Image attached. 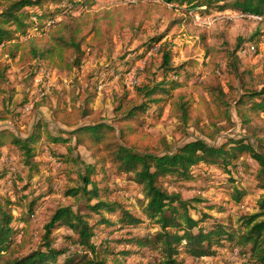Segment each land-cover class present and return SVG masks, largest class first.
<instances>
[{
	"label": "trees",
	"instance_id": "16d2710c",
	"mask_svg": "<svg viewBox=\"0 0 264 264\" xmlns=\"http://www.w3.org/2000/svg\"><path fill=\"white\" fill-rule=\"evenodd\" d=\"M138 1L148 3L140 6L148 13L151 10L159 12V5L164 4L180 7L186 15L232 9L264 16V0H159L160 4L154 0ZM93 5V0H0V98L10 90L8 61H17L19 66L45 62L63 71L79 68L86 57L84 47L89 44L90 36L102 35L100 21L112 19L106 14L104 18L91 14L89 9ZM76 12L81 13L72 15ZM183 20L173 19L172 26L180 25ZM45 24L50 27L47 32H44ZM152 42L148 50L162 39L158 36ZM173 48L168 40L161 43L158 50L162 57L159 67L161 81H143L137 89L140 100L117 107L112 121L95 115L90 107L94 96L90 94L82 107L74 106L71 112L55 110V117H62L66 125L56 133L50 132L44 121L37 123L24 138L10 129H0V159L4 148H16L25 159V165L30 167V174L36 167L32 160L43 153V143L50 147L53 160L66 164V174L71 167L81 163L83 168L77 175L83 186L70 189L65 195L75 198L82 195L87 201V212L70 208L56 211L44 226L40 247L25 253L29 242L23 237V228L15 224L23 227L30 224L40 200L55 193L53 185L49 182L44 193L34 191V197L41 195L38 201L34 198L27 202L28 196H22L20 201L13 202L3 194L0 184V264H109L108 258L115 254L114 251L105 241H94L102 226H118L121 231H128L131 237L118 242H127L139 250L157 252L159 260L156 264H179L181 254L197 259L213 258L219 249L227 247L240 249L245 256L249 255L250 264H264V154L260 152L261 147L247 138L222 137L215 146L194 140L169 149L164 146L166 143L160 144L156 136L145 130L146 119L160 116L166 102L184 124L191 121L194 99L187 94H175L188 88L190 82H194L192 87L202 89L209 96L219 114L227 111L229 101L233 100L241 117L248 122L246 115L249 112H264V83L258 89L246 87L245 75L250 72L241 71L237 52L246 51L241 45L236 52L226 56L228 81L225 85L216 75L209 82L197 81L195 68L198 63L191 60L175 65ZM237 83L243 88L240 92L236 88ZM52 146H63L67 152L58 153L52 150ZM79 148L90 154L91 164H85L80 155L74 156V151ZM248 158L258 165L253 187L263 192L257 201L259 212L256 214L241 216L237 222L231 217L219 219L195 211L201 200L184 199L180 192L170 191L173 186L179 188L201 176L194 172L199 166L217 167L230 175L231 170L240 171ZM107 166H111L115 176L128 177L140 188L142 199L139 207L150 222L152 232L147 231L143 236L133 234L132 230L141 226L144 220L128 210L123 200H99L91 205L94 199L99 198L100 189L95 178ZM9 174L6 165L0 166V181ZM31 178L29 176L27 180ZM16 179L12 180L15 190L24 192L31 187L27 184L18 188ZM229 179V182L233 181L232 177ZM88 185H92V190L87 189ZM223 193L230 199L228 201L240 203L249 189L232 185ZM18 209L26 210L16 215ZM206 209H216L218 213L225 211L216 206ZM116 212H119L116 221L104 217V213ZM62 227L72 232L64 236L69 243L67 247H57L53 237L55 230Z\"/></svg>",
	"mask_w": 264,
	"mask_h": 264
},
{
	"label": "rangeland",
	"instance_id": "374dc122",
	"mask_svg": "<svg viewBox=\"0 0 264 264\" xmlns=\"http://www.w3.org/2000/svg\"><path fill=\"white\" fill-rule=\"evenodd\" d=\"M93 1L94 5L89 9L91 14H99L101 18L106 14L112 19L100 21L102 35L90 36L89 44L84 47L86 57L79 68L63 71L45 62L19 66L17 61H8L10 70L7 76L10 90L0 98V129H10L15 135L24 138L37 123L44 121L48 130L56 133L59 128L66 125L62 117H55V110L65 109L71 112L74 106L82 107L90 94L94 96L90 107L95 115L106 121L114 120L117 107L140 100L137 89L141 87L143 81H161L159 67L162 57L158 50L161 43L166 40L174 46L175 65L195 60L198 63L195 68L197 81L209 82L216 75L224 85L228 81L226 56L236 52L241 45L247 50L245 53L237 52V56L240 55L241 71L250 72L245 75L246 87L258 89L264 83V16L257 19L254 14L243 15L242 12L232 9L186 15L180 7L164 4L159 5V12L154 13L151 10V13H148L140 7L147 6L148 3H141L138 0ZM158 1L153 2L159 3ZM80 13L72 15L78 16ZM198 17L199 22L196 21ZM175 18L184 20L174 27L172 20ZM108 23L114 25L110 26ZM43 28L44 32H47L50 27L45 24ZM158 36L162 42L148 50L153 43L152 40ZM193 83L190 82L188 88L175 93L187 94L194 99V112L188 124H184L179 115L172 111L170 103L166 102L160 116L156 118L150 116L146 119L145 130L156 136L160 144L166 143L164 146L169 149L194 140H203L215 146L222 137H242L247 138L255 146H260V152L264 154V112H249L246 115L248 122H245L240 109L233 100H230L227 111L219 114L217 106L211 102L209 96L202 89L192 87ZM236 88L239 92L243 89L239 83L236 84ZM49 148L45 143L42 144L43 153L32 160V165L36 166L32 174L30 167L25 165L21 152L16 148H4L0 159V166L6 165L10 173L6 179L0 181L2 192L13 202L20 201L22 196H28L27 202L34 198L40 200L41 195L34 197L33 193L40 190L46 192L49 182L55 191L40 200L29 225L23 227L22 224H15L16 227L23 228V237L29 242L25 253L40 247L44 226L56 211L67 208L84 211L87 205L82 195L78 198L65 195L68 190L83 186L77 175L83 165L80 163L71 167L66 174V164L53 160ZM51 148L58 153L67 152L63 146ZM78 155L85 164L92 163L90 154L85 149L79 148L74 151V156ZM243 163L240 171L231 170L230 175L217 167L199 166L194 172L200 173L201 176L179 188L173 186L170 191L180 192L184 199L201 200V203L196 204L195 211L211 214L219 219L226 220L231 217L237 222L241 216L259 212L257 201L263 194L262 191L254 189L252 182L258 169L257 163L250 158ZM13 173H17V176H13ZM29 176L32 178L28 181ZM16 177L19 182L18 188L27 184L31 187L24 192L15 190L12 180ZM231 177L233 181L229 182ZM47 179L49 181H46ZM95 180L100 189L99 198L94 199L91 205L99 200L106 202L123 200L128 210L144 220L141 226L132 230L133 234L143 236L147 231H153L139 207V200L142 199L140 188L129 181L128 177L115 176L111 166H107ZM232 185L249 189L248 195L240 203L228 201L230 199L223 193V190ZM92 188V185L87 186L88 190ZM110 192H113V195H110ZM209 206L222 207L225 211L223 213H218L216 209L210 211L206 209ZM24 211L18 209L15 214L19 215ZM195 211L192 210V214H195ZM118 216L119 212L104 213V217L112 221H116ZM127 232L121 231L118 226H102L101 230L97 231L94 241L97 243L105 241L115 253L108 258V263L156 264L159 260L157 252L139 250L127 242H118L131 237ZM69 234L72 232L66 227L55 230L53 237L56 246L67 247L69 243L64 240V236ZM20 239L21 237L18 241ZM178 262L250 264L249 255L245 256L240 249L230 247L219 249L218 255L213 258L197 259L181 254Z\"/></svg>",
	"mask_w": 264,
	"mask_h": 264
},
{
	"label": "built area",
	"instance_id": "2783aa9c",
	"mask_svg": "<svg viewBox=\"0 0 264 264\" xmlns=\"http://www.w3.org/2000/svg\"><path fill=\"white\" fill-rule=\"evenodd\" d=\"M242 14H243V13H242ZM243 15H245V14H243ZM253 16H254V15H253ZM255 18L260 19L259 15H255ZM196 21L199 22V17L196 18ZM246 51H247V50H246ZM246 51H244V53H245Z\"/></svg>",
	"mask_w": 264,
	"mask_h": 264
}]
</instances>
